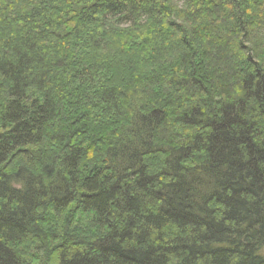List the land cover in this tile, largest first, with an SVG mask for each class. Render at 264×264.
I'll return each mask as SVG.
<instances>
[{
  "label": "trees",
  "instance_id": "16d2710c",
  "mask_svg": "<svg viewBox=\"0 0 264 264\" xmlns=\"http://www.w3.org/2000/svg\"><path fill=\"white\" fill-rule=\"evenodd\" d=\"M0 264H264V0H0Z\"/></svg>",
  "mask_w": 264,
  "mask_h": 264
}]
</instances>
